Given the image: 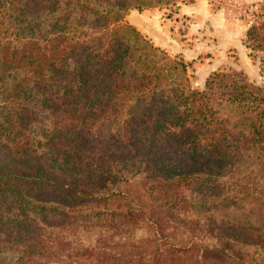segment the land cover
Instances as JSON below:
<instances>
[{"label": "trees", "instance_id": "trees-1", "mask_svg": "<svg viewBox=\"0 0 264 264\" xmlns=\"http://www.w3.org/2000/svg\"><path fill=\"white\" fill-rule=\"evenodd\" d=\"M176 1L0 0V264H264L240 138L233 189H212L232 145L211 105L251 111L262 89L215 73L194 90L123 20ZM247 36L264 49V18ZM137 177L144 193L120 188Z\"/></svg>", "mask_w": 264, "mask_h": 264}, {"label": "rangeland", "instance_id": "rangeland-1", "mask_svg": "<svg viewBox=\"0 0 264 264\" xmlns=\"http://www.w3.org/2000/svg\"><path fill=\"white\" fill-rule=\"evenodd\" d=\"M263 18L264 0H177L175 4L143 8L131 6L123 20L168 55L181 59L186 66L187 83L192 89L206 90L207 79L215 73H226L228 76L224 77V83L230 75H236L248 85L260 87L263 91L261 95H264V49L256 47L247 36V29L258 25ZM220 89L229 91L228 86H220ZM211 105L217 110L216 116L222 119L219 125L226 131L232 145L229 149L230 168L223 171L218 181L220 187L212 189L234 187V138L241 139L242 149L250 147L247 151L241 149L242 154L249 153L250 157L242 158L235 174H248L246 179L251 189H264V149L260 142L254 141L256 134L250 131L253 125L261 123L260 129L264 133V100L244 113L241 107L225 99L216 98ZM242 137L246 138L245 143ZM249 160L253 163L251 170L245 168V162ZM139 180L140 177H137L128 184H120V188L144 193L143 189L133 187ZM129 195L134 196L131 191ZM231 210L230 214L234 217L233 208ZM221 212L227 213L223 208ZM90 233L92 231L89 230L82 232L83 237L88 239L90 236L85 234ZM227 256L234 264V256ZM244 259L249 261L247 257ZM62 261L65 262L64 259Z\"/></svg>", "mask_w": 264, "mask_h": 264}]
</instances>
